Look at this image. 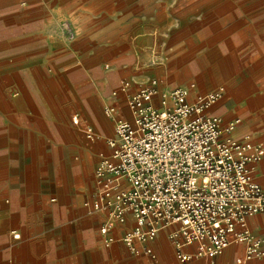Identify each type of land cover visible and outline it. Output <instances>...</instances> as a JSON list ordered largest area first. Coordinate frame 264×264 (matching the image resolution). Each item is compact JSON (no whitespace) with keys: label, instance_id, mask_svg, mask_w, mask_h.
I'll use <instances>...</instances> for the list:
<instances>
[{"label":"crops","instance_id":"0c3cea01","mask_svg":"<svg viewBox=\"0 0 264 264\" xmlns=\"http://www.w3.org/2000/svg\"><path fill=\"white\" fill-rule=\"evenodd\" d=\"M62 2L58 7L67 16L56 15L52 2H35L29 8L32 13L20 17L29 19V23L18 30L34 36L36 43L17 55V66H22L17 70L19 85L25 92L17 91L12 104L4 101L9 108L8 116L2 114V136L22 129L40 141L39 147L32 148V153H38L28 169L27 182L25 175L8 174L11 168L6 161L1 164L7 172L0 183V195H8L12 201L2 210L4 215H16L17 228L13 232L20 237L13 240L9 230L0 227V264H183L177 260L170 238L176 225L162 228L153 240L135 239L133 249L122 240L135 226L132 213H127L126 223L110 221L106 211L87 213L84 203L96 200L100 192L95 170L103 157L112 154L108 141L116 136L117 120L131 118L127 96L143 84L144 77L138 69L139 59L121 49L118 41L110 45L95 43L115 27L103 23L100 26L96 21L85 20L86 15H77L80 25L68 31L65 25L74 17L69 12L71 5L80 4L84 9L89 0ZM114 22L118 27V20ZM260 36L259 32L242 35L240 44L233 38V58L244 62L259 56V62L263 59L264 63V42ZM107 61L111 63L109 69L104 67ZM132 75L134 83L126 91L122 82ZM166 81L168 87L172 86L169 78ZM235 82L229 80L230 87ZM256 84L264 87V81ZM246 87L249 91L253 88L249 84ZM248 99L239 108L233 107L230 100L224 101L210 112L224 119H239L233 136L242 139L250 135L264 147V95H250ZM111 106L115 111L107 114L106 109ZM89 127L93 129V138L88 136ZM74 155L79 157L73 160ZM0 157L4 160L5 152ZM253 169L252 178L264 187V154ZM49 182L58 190L52 197L55 200L46 203V208V194L42 190ZM246 224L264 238V212L253 215ZM106 225L107 233H100ZM148 247L154 249L156 259L146 253ZM244 253L245 245L234 243L220 255L209 257L210 261L203 259L208 257H197L185 264H264V259L246 261Z\"/></svg>","mask_w":264,"mask_h":264},{"label":"built area","instance_id":"2783aa9c","mask_svg":"<svg viewBox=\"0 0 264 264\" xmlns=\"http://www.w3.org/2000/svg\"><path fill=\"white\" fill-rule=\"evenodd\" d=\"M130 86L122 82L126 91ZM192 94L188 86L161 87L156 78L128 93L131 118L117 120L116 136L108 141L112 154L95 170L99 197L84 203L87 213L106 211L119 223L132 213L135 226L122 240L133 249L135 239L153 240L162 228L176 225L170 238L183 264L216 257L234 243L245 245L246 261L264 259V238L246 224L264 212V187L252 178L263 144L250 135L235 138L240 120L224 123L210 112L224 97V86L193 100ZM87 132L94 137L91 127ZM108 230L106 225L101 233ZM146 253L157 258L151 247Z\"/></svg>","mask_w":264,"mask_h":264},{"label":"rangeland","instance_id":"374dc122","mask_svg":"<svg viewBox=\"0 0 264 264\" xmlns=\"http://www.w3.org/2000/svg\"><path fill=\"white\" fill-rule=\"evenodd\" d=\"M89 1L88 7L84 9L80 4L71 5L69 12L74 17L70 19V23H66V28L71 32L78 28L80 19L76 18L77 15L80 18L86 15L85 20L91 19L100 26L103 23L102 25L115 27V30L107 32L95 43L110 45L118 41L117 45L121 49L134 53L136 59H139L138 69L144 77L143 84L156 78L161 87L188 86L193 93L191 100L199 93L224 86L225 95L211 107V112L224 101L230 100L233 107L239 108L249 100L250 95H264V87L256 84L264 81L263 59L259 62V56H253L240 62L236 57L233 58L232 50V39L236 38L240 44L242 35L252 36L259 32L264 42V0ZM35 2H52L57 10L54 12L56 15L67 16L65 10L58 7L63 3L62 0H0V154L5 152L6 155L4 160L0 157V183L7 172L1 167L2 161H6L11 168V173L8 174L17 177L25 175V181L30 164L38 153H32L33 147H39L40 139L36 135L15 129L2 136L1 120L2 114L8 116L9 107L4 101L12 104L17 97V91L22 89L25 92L24 87L19 85L17 70L22 66H17V55L20 50L33 48L36 40L31 34H21L22 30L18 29L29 23V19L20 17L29 16L32 13L29 8ZM12 4L16 5L12 8ZM117 20L118 27L114 22ZM173 43H176L177 50L174 48L171 54ZM104 67L109 69L110 61L105 62ZM132 77L133 75L123 82L134 83ZM166 78L171 80L172 86L168 87ZM231 79L236 80L233 87L229 85ZM248 84L253 87L250 91L246 87ZM235 87L234 91H238L232 93ZM222 118L224 123L231 121ZM47 144V149H50V141ZM77 157L79 156L74 155L72 159L76 160ZM49 172L52 170L49 169ZM32 184L33 182L29 184V188ZM57 190L50 182L43 187L42 192L46 194L43 199L44 207L47 208L46 203H53L52 197ZM11 203L8 195H0V227L4 226L9 230L11 239L14 240L16 215H4L2 210L4 205ZM46 227H49V223ZM203 259L211 260L209 257Z\"/></svg>","mask_w":264,"mask_h":264},{"label":"bare ground","instance_id":"6f19581e","mask_svg":"<svg viewBox=\"0 0 264 264\" xmlns=\"http://www.w3.org/2000/svg\"><path fill=\"white\" fill-rule=\"evenodd\" d=\"M232 90H233V91H232V93H234V92H237V91H238V90H237V91H234V90H236V87H235V89H232ZM34 101H35V100H34ZM254 106H255V105H254Z\"/></svg>","mask_w":264,"mask_h":264}]
</instances>
